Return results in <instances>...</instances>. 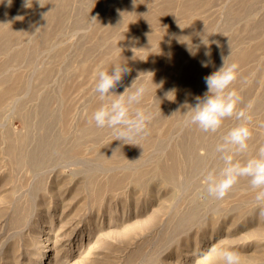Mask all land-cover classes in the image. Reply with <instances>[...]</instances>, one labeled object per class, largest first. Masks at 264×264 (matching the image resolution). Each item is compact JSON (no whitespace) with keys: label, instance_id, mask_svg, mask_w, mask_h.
Instances as JSON below:
<instances>
[{"label":"rangeland","instance_id":"rangeland-1","mask_svg":"<svg viewBox=\"0 0 264 264\" xmlns=\"http://www.w3.org/2000/svg\"><path fill=\"white\" fill-rule=\"evenodd\" d=\"M0 29V264H223L213 248L264 264L247 178L221 200L201 182L239 121L204 132L181 115L227 57L252 132L235 158L264 144V0H0ZM123 63L115 91L142 73L134 107L151 114L134 142L90 120L97 69Z\"/></svg>","mask_w":264,"mask_h":264},{"label":"clouds","instance_id":"clouds-1","mask_svg":"<svg viewBox=\"0 0 264 264\" xmlns=\"http://www.w3.org/2000/svg\"><path fill=\"white\" fill-rule=\"evenodd\" d=\"M93 19H95L93 17ZM180 37H187V41ZM177 37L178 42L184 43L190 55H196L199 45H193L188 36ZM75 38V34L73 36ZM207 43L201 38L205 45L204 53L206 59L201 60L202 67H208L211 61V50ZM227 57H222V64L208 75L204 76L206 91L202 95L194 96L195 103L185 102L186 109L181 114L183 126H195L204 132H216L225 118L235 116L239 121L227 129L215 145V152L219 154L223 165L218 170L209 168L202 173L201 182L208 196L217 200L223 199L229 190L244 177L251 189L254 191V200L258 205H264V144L260 145L255 155L245 160L235 158V153H243L248 150V141L252 132L246 123L250 117L245 115L243 109L237 108L240 95L231 87L237 78L238 65L235 62L226 63ZM131 69L126 63L115 64L111 71L98 68L94 80V91L98 93L101 103L90 115V120L99 128H108L111 135L118 141L134 142L137 138L146 134L151 114L138 105L146 93L145 85L138 80L140 74L131 81L130 85L124 87L122 92L115 91L118 83L122 82L125 74ZM151 73L152 72H143ZM156 88L159 84H154ZM175 96V89L166 93ZM172 99V100H173ZM180 112L179 110L175 111ZM264 127V122H261ZM260 215L264 216V207L259 209ZM221 257L223 264H240V253L231 248L215 249ZM207 259V254L203 257Z\"/></svg>","mask_w":264,"mask_h":264},{"label":"bare ground","instance_id":"bare-ground-1","mask_svg":"<svg viewBox=\"0 0 264 264\" xmlns=\"http://www.w3.org/2000/svg\"><path fill=\"white\" fill-rule=\"evenodd\" d=\"M10 29H11V27H10ZM13 29H14V28H13ZM0 30H1V29H0ZM4 30H5V28H4ZM1 31H2V30H1ZM21 31H22V30H20V32H21ZM12 32H13V31H12ZM5 33H6V32H5ZM0 34H1V33H0ZM7 34H8V32H7ZM7 34H5V35H7ZM16 34H17V33H16ZM5 35H4V36H5ZM13 36H14V35H13ZM91 132H92V131H91ZM110 159H111V158H110ZM103 162H104V161H103ZM111 162H112V160H111ZM113 162H114V161H113ZM109 164H110V161H109ZM112 164H113V163H112ZM107 165H108V164H107ZM156 169H157V168H156ZM158 169H159V168H158ZM161 169H163V168H161ZM163 172H165V174H167V175L169 174V173H166L167 171H164V170H163ZM158 174H160V172H158ZM168 176H169V175H168ZM174 179H175V178H174ZM76 227H77V226H76ZM75 229H76V228H75Z\"/></svg>","mask_w":264,"mask_h":264}]
</instances>
